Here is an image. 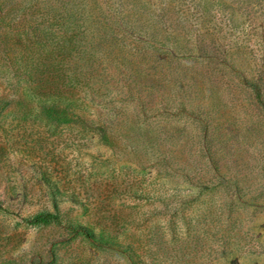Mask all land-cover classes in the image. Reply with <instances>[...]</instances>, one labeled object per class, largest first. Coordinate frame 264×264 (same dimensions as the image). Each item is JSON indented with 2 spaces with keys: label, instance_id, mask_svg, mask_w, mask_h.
<instances>
[{
  "label": "rangeland",
  "instance_id": "1",
  "mask_svg": "<svg viewBox=\"0 0 264 264\" xmlns=\"http://www.w3.org/2000/svg\"><path fill=\"white\" fill-rule=\"evenodd\" d=\"M0 264H264V0H0Z\"/></svg>",
  "mask_w": 264,
  "mask_h": 264
},
{
  "label": "trees",
  "instance_id": "2",
  "mask_svg": "<svg viewBox=\"0 0 264 264\" xmlns=\"http://www.w3.org/2000/svg\"><path fill=\"white\" fill-rule=\"evenodd\" d=\"M56 217L50 213H41L37 216H35L33 219H31L32 222H39V223H44V222H50Z\"/></svg>",
  "mask_w": 264,
  "mask_h": 264
}]
</instances>
